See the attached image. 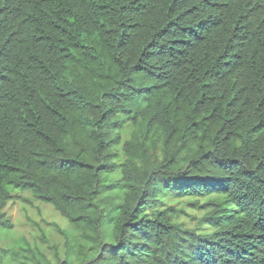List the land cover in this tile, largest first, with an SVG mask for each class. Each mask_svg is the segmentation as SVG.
I'll list each match as a JSON object with an SVG mask.
<instances>
[{
  "label": "trees",
  "instance_id": "trees-1",
  "mask_svg": "<svg viewBox=\"0 0 264 264\" xmlns=\"http://www.w3.org/2000/svg\"><path fill=\"white\" fill-rule=\"evenodd\" d=\"M29 197L74 233L0 264H264V0H0L1 228Z\"/></svg>",
  "mask_w": 264,
  "mask_h": 264
},
{
  "label": "rangeland",
  "instance_id": "rangeland-1",
  "mask_svg": "<svg viewBox=\"0 0 264 264\" xmlns=\"http://www.w3.org/2000/svg\"><path fill=\"white\" fill-rule=\"evenodd\" d=\"M114 176L117 175L108 174V179ZM29 199L31 202L28 203L20 200L9 202L3 210L5 218L10 221V226L0 227V246L11 251L14 247L27 249L28 245L29 247L32 245L34 249L48 255H52L50 249L53 246L64 249L65 240L60 234L64 236L63 230H69L67 224L69 222L52 206L37 203L31 197ZM49 224H53V227ZM68 232L74 233L71 229ZM42 236L46 237L47 242L41 240ZM22 261V258L11 261L5 259L2 264H21Z\"/></svg>",
  "mask_w": 264,
  "mask_h": 264
}]
</instances>
